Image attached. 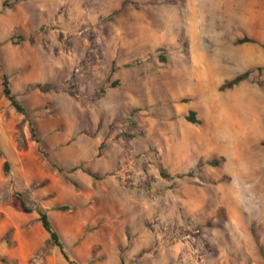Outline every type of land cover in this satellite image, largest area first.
<instances>
[{
    "label": "rangeland",
    "instance_id": "rangeland-1",
    "mask_svg": "<svg viewBox=\"0 0 264 264\" xmlns=\"http://www.w3.org/2000/svg\"><path fill=\"white\" fill-rule=\"evenodd\" d=\"M233 12L264 29V0L0 5V256L67 264L41 206L80 264H264V42Z\"/></svg>",
    "mask_w": 264,
    "mask_h": 264
},
{
    "label": "trees",
    "instance_id": "trees-1",
    "mask_svg": "<svg viewBox=\"0 0 264 264\" xmlns=\"http://www.w3.org/2000/svg\"><path fill=\"white\" fill-rule=\"evenodd\" d=\"M7 7V0H3L2 2V8ZM14 37H10V41H12L13 44H16L17 42H15L13 40ZM17 38V40L21 41L23 39L22 36H17L15 37ZM248 76V73H244L241 75L236 76L234 79H232L228 84L227 87L231 88L237 84H239L241 81L245 80ZM1 86H2V95L7 99L10 107L12 109H14V111L17 114H20L24 117V120L28 123V128L30 130L31 136L33 138V140L36 143V148L37 151L39 153H41L45 158H47V152L44 150L43 146H42V142L41 139L39 138V136L37 135L36 129L33 126V124L31 123V121L29 120V116H28V112L25 108V106L16 98V96L13 94L11 88H10V82H9V78L6 74H2V78H1ZM187 121L193 123V124H201V121L199 119H196L195 114L193 111H191L189 113V115L186 117ZM263 147H264V143H263ZM100 149L101 147H99V152L98 155H100ZM1 155V152H0ZM9 162L5 161L3 163V172L4 175L8 174L9 172ZM53 167L60 173L63 174V170L59 167H57L56 165H53ZM64 180L70 182L71 184H73L75 186V183L69 179L68 177L63 175ZM15 196L17 198L20 199L22 207L25 210H29L27 205H26V200L24 198V195L22 193H15ZM54 210L56 211H60V212H67L71 210V206L67 205V204H62V205H56L53 207ZM36 213L38 216V221L41 224L42 228L45 230V232L48 234V239L47 241L44 243L43 246H41L39 248L38 251L35 252V255L37 257H44V256H48L50 255L51 251H46L48 248L54 247L58 250V253L61 255V257L63 258V260L67 263V264H80L75 258H73L68 251L66 250L65 244L61 239V236L58 232V230L55 228V226L52 224L46 210L44 208H42L41 206L36 207ZM9 235V231L4 235V238H6V236ZM93 252V251H92ZM94 260V259H93ZM0 264H16L15 261L9 260L6 257L0 256Z\"/></svg>",
    "mask_w": 264,
    "mask_h": 264
},
{
    "label": "crops",
    "instance_id": "crops-1",
    "mask_svg": "<svg viewBox=\"0 0 264 264\" xmlns=\"http://www.w3.org/2000/svg\"><path fill=\"white\" fill-rule=\"evenodd\" d=\"M3 0H0V5L2 4ZM232 17L237 18V20L241 19V22H239V24L247 29H249L251 32H253L255 34V36L259 39V40H263L264 42V29L261 27L260 24H254L251 19H250V15L247 14H241L238 12H233ZM234 21V20H231ZM259 50L257 49H246L243 48V50H238L236 52V54H242L243 59H242V66H246L247 64L253 63L256 58H259V55H257V52ZM222 74V73H221ZM200 88L202 89H214L213 84H209V85H205L203 86L202 84H200ZM33 253V251L31 252V254ZM30 255V254H29Z\"/></svg>",
    "mask_w": 264,
    "mask_h": 264
},
{
    "label": "bare ground",
    "instance_id": "bare-ground-1",
    "mask_svg": "<svg viewBox=\"0 0 264 264\" xmlns=\"http://www.w3.org/2000/svg\"><path fill=\"white\" fill-rule=\"evenodd\" d=\"M227 129H228V128H227ZM227 132H228V131H227ZM214 139H215V138H214ZM215 141L217 142V139H216ZM217 145H218V146H220V145H221V146H223V147H224V144H222V142H221V143L217 142Z\"/></svg>",
    "mask_w": 264,
    "mask_h": 264
}]
</instances>
